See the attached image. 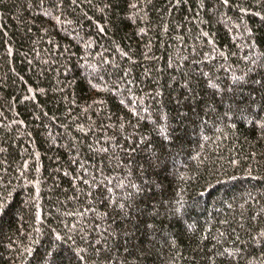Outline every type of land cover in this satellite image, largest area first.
<instances>
[{
    "label": "trees",
    "instance_id": "16d2710c",
    "mask_svg": "<svg viewBox=\"0 0 264 264\" xmlns=\"http://www.w3.org/2000/svg\"><path fill=\"white\" fill-rule=\"evenodd\" d=\"M0 264H264V0H0Z\"/></svg>",
    "mask_w": 264,
    "mask_h": 264
}]
</instances>
